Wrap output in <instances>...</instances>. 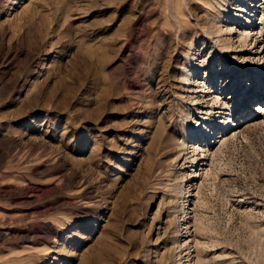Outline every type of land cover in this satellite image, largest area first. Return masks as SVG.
Returning <instances> with one entry per match:
<instances>
[{"label":"rangeland","instance_id":"rangeland-1","mask_svg":"<svg viewBox=\"0 0 264 264\" xmlns=\"http://www.w3.org/2000/svg\"><path fill=\"white\" fill-rule=\"evenodd\" d=\"M262 10L0 0V264H264Z\"/></svg>","mask_w":264,"mask_h":264},{"label":"bare ground","instance_id":"bare-ground-1","mask_svg":"<svg viewBox=\"0 0 264 264\" xmlns=\"http://www.w3.org/2000/svg\"><path fill=\"white\" fill-rule=\"evenodd\" d=\"M262 9V8H261ZM262 16L264 15V10H262V14H261ZM253 18V17H252ZM261 26H262V24H261ZM256 28H254V23H253V20L252 19H248V22H247V26H246V28H245V31H244V33H245V39L247 40V39H250L251 37L252 38H254L255 37V35H254V33H253V30H255ZM260 35V37H262L261 35H262V33H261V31L260 32H258L257 33V35ZM261 40H264V38H262ZM228 44V43H227ZM227 55V52L224 54V56L229 60V59H231V57H229V56H226ZM249 59H262L263 57H264V48H263V50H262V52L261 51H259V52H254V53H250L249 54ZM215 63V62H214ZM225 60L223 59V57H222V59H221V61H220V65L221 66H223V65H225ZM213 65V63L211 62H209L208 61V59L207 60H203V62L202 63H200V64H198V65H194L192 68H188V69H186V71L184 72L185 74H184V81H185V83H186V88L187 89H191L192 88V86H191V84L193 83V79L195 80L196 78H197V76L199 75V72L201 71V68L203 69V70H207V68H209L210 66H212ZM219 75V77H218V79L220 80L221 78H222V76H223V74L222 73H218L217 74V76ZM206 76V75H205ZM217 76H215V78H217ZM206 80V77L204 78V81ZM204 84V83H203ZM221 84H223V83H221ZM202 86V85H201ZM204 86V85H203ZM200 93H204L203 91H200ZM261 93H262V91H261ZM245 95H246V93H245ZM252 97V96H251ZM251 97H246V98H248V99H251ZM262 97H264V93H262ZM215 116H220V119H221V132L222 133H220L219 135H218V137L217 138H219V136H222V135H224L225 133H226V135L227 134H230V133H233L232 131L233 130H231V122L229 121V117L227 116H225V115H223V113L221 112V110H219V112H218V114L217 115H215ZM249 116V115H248ZM201 127H202V130H203V135H199L198 136V140H202V143L203 142H205V137L207 136V135H209L210 134V131H215V128L213 127V124H212V122H209V119H206V120H203L202 121V123H201ZM219 131V130H218ZM217 132V131H216ZM234 134V133H233ZM236 134V133H235ZM199 142L200 141H198L197 142V144H199ZM192 148V147H191ZM195 150V149H194ZM194 164V162H192V165ZM201 168L203 167V165H201L200 166ZM192 169L193 168H195V166H192L191 167ZM193 172V171H192ZM197 172V171H196ZM194 174H195V171L193 172Z\"/></svg>","mask_w":264,"mask_h":264}]
</instances>
